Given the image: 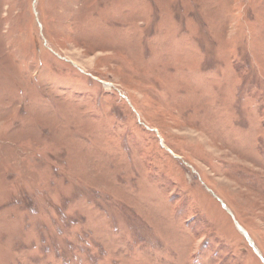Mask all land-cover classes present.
Returning <instances> with one entry per match:
<instances>
[{
	"label": "rangeland",
	"instance_id": "obj_1",
	"mask_svg": "<svg viewBox=\"0 0 264 264\" xmlns=\"http://www.w3.org/2000/svg\"><path fill=\"white\" fill-rule=\"evenodd\" d=\"M0 264H264V0H0Z\"/></svg>",
	"mask_w": 264,
	"mask_h": 264
},
{
	"label": "bare ground",
	"instance_id": "obj_2",
	"mask_svg": "<svg viewBox=\"0 0 264 264\" xmlns=\"http://www.w3.org/2000/svg\"><path fill=\"white\" fill-rule=\"evenodd\" d=\"M239 230L242 231L243 234L247 235V233L245 232V230L239 226ZM247 237L249 238V236L247 235ZM249 240L251 241L250 243L253 244L252 240L249 238ZM257 250V249H256ZM258 251V250H257ZM258 256H260V253L259 251L257 252Z\"/></svg>",
	"mask_w": 264,
	"mask_h": 264
},
{
	"label": "water",
	"instance_id": "obj_3",
	"mask_svg": "<svg viewBox=\"0 0 264 264\" xmlns=\"http://www.w3.org/2000/svg\"><path fill=\"white\" fill-rule=\"evenodd\" d=\"M246 237H247V235H245ZM247 239H249L248 237H247Z\"/></svg>",
	"mask_w": 264,
	"mask_h": 264
}]
</instances>
